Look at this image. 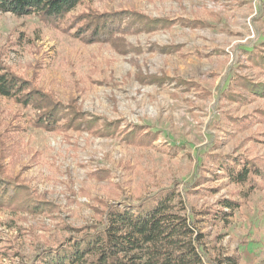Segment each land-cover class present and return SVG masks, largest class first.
Listing matches in <instances>:
<instances>
[{"label": "rangeland", "instance_id": "1", "mask_svg": "<svg viewBox=\"0 0 264 264\" xmlns=\"http://www.w3.org/2000/svg\"><path fill=\"white\" fill-rule=\"evenodd\" d=\"M87 4L175 23L129 33L117 46L86 43L34 15L0 11V62L65 105L75 99L83 111L119 121L120 128L146 125L158 139L140 147L118 134L47 131L30 125L27 111L0 95V165L55 206L37 215L0 207V249L8 251L0 255V264H31L42 250L68 237L66 226L94 222L103 203L161 188H174L176 200L188 207L199 228L205 227L208 247H216L213 256L238 254L239 264H264V189L244 192L210 158L213 153L264 155V123L237 128L228 121V116L264 109V96L247 103L222 98L234 74L256 76L247 53L264 52V0ZM179 19H200L206 26L192 28ZM175 79L196 84L186 87ZM174 146L175 151L169 150ZM223 197L242 204L228 223L197 221L203 218L201 210L215 207Z\"/></svg>", "mask_w": 264, "mask_h": 264}, {"label": "trees", "instance_id": "2", "mask_svg": "<svg viewBox=\"0 0 264 264\" xmlns=\"http://www.w3.org/2000/svg\"><path fill=\"white\" fill-rule=\"evenodd\" d=\"M82 8V9H80ZM0 11L18 16L34 15L46 26L86 43L121 41L132 32L170 28L175 23L169 18H151L135 10L108 11L91 7L87 0H0ZM192 28L204 27L200 19H179ZM247 61L257 69L256 76L234 74L225 90L224 100L247 103L264 96V52L252 49ZM154 78L155 77H151ZM163 80L157 78L155 81ZM177 84L195 86L189 80L175 79ZM0 95L14 100L27 111L30 125L47 131L86 129L99 136L118 134L126 143L136 146L152 145L158 133L150 127L130 124L120 128L119 121L106 119L83 111L75 99L63 104L53 92L37 87L32 80L13 72L0 62ZM233 127H246L252 121L264 123V109L251 116H228ZM21 127V126H20ZM176 146L169 150H176ZM210 158L224 171L231 182L246 188V193L264 189V155H222ZM220 174V173H219ZM99 176V174H97ZM218 177L221 175H217ZM100 176L99 178H103ZM201 177L200 181H206ZM215 192L214 189H210ZM241 202L223 197L215 207L199 212L207 225L228 223ZM0 207L13 211L41 214L53 210L54 204L37 194L18 175L10 174L0 165ZM94 222L82 227L66 226L70 234L60 244L42 250L31 264H239L240 255L223 254L215 257L208 247V232L196 224L183 201L176 200L174 188L136 199L103 203L96 209ZM206 225V226H207ZM212 249V250H211ZM8 251L0 249V255Z\"/></svg>", "mask_w": 264, "mask_h": 264}]
</instances>
